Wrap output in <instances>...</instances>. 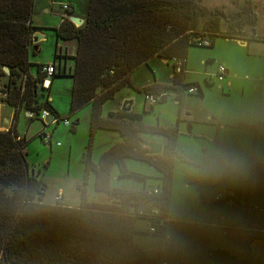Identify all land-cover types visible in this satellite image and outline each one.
Returning a JSON list of instances; mask_svg holds the SVG:
<instances>
[{"label":"trees","instance_id":"1","mask_svg":"<svg viewBox=\"0 0 264 264\" xmlns=\"http://www.w3.org/2000/svg\"><path fill=\"white\" fill-rule=\"evenodd\" d=\"M33 11L34 0H0V77H8L6 90L0 92L6 93L7 104L14 108L10 128L0 130V264L180 261L162 251L152 256L135 242L136 222L144 218L150 226L148 214L154 209L143 214L144 202L157 203L155 207H160L169 219L174 163L177 157L185 159L178 147L180 119L169 127L149 126L143 122V115L130 107L103 118L102 105L125 86L153 95L174 89L179 101L184 89L194 85L200 88L198 83L184 82L185 72L174 73L173 85L146 88L136 87L131 74L154 56L180 59L185 68L189 49L197 45L195 38L199 36L210 39V47H214L217 37L264 41L256 34L258 16L253 0H244V5L228 16L220 9H207L201 0H88L83 26L76 27L64 19L57 28L58 38L74 39L78 44L71 75V114L92 103L91 135L105 129L118 131L122 137L97 165L87 161L96 174V190L108 193L110 202H89L86 188L80 187L81 204L75 207L43 201L46 185L28 162V141L17 132L22 109L36 115L48 109L60 118L48 99L36 103L38 83L44 75L40 71L43 64L37 66V76L31 73L30 56L37 29ZM247 27L250 34L246 33ZM166 98L164 95L161 102ZM250 127L264 128V123ZM72 129H76L75 124ZM143 133L166 139L161 155L147 154L148 149L142 145ZM129 158L148 162L160 171L162 194H154V188L152 192L111 188L110 174L115 165L123 176L147 179L127 169L125 161ZM164 233L165 228L152 234Z\"/></svg>","mask_w":264,"mask_h":264},{"label":"crops","instance_id":"2","mask_svg":"<svg viewBox=\"0 0 264 264\" xmlns=\"http://www.w3.org/2000/svg\"><path fill=\"white\" fill-rule=\"evenodd\" d=\"M52 1L57 2L56 0ZM36 2L39 3L36 4ZM253 2L255 13L258 16L256 34L257 36L264 38V35H261L257 31V26L260 27L262 17L257 9L258 1L253 0ZM39 4L44 7V12H48V7H46L48 4L47 0H34L36 10ZM65 5H68L69 9L66 10L64 8ZM65 5L63 6L64 13L62 14L61 24L64 19H69L71 21V17L74 16L84 21L81 25L83 26L87 16L88 0H67ZM55 32L58 38L57 28H55ZM45 38L42 29L37 27L36 32L34 33L33 43L35 48L31 51V60H34L32 58L39 53L41 41ZM224 39L236 43L242 49L246 48L250 51L252 47H257L260 49V57L263 56L264 59V41L256 42V40L247 39ZM77 47V41L74 39H60L56 44L55 55L57 52H60L66 62L68 58H75ZM214 47L208 48L212 49ZM188 59H186L185 62L184 82L198 83L200 90H202V95L199 94L195 96L182 93L179 101L174 89L166 92L164 91L163 93H166L167 97L170 93L174 96V104L178 106V108L175 106L176 111H171V114L169 115L164 106H160L154 110L155 105L150 106L148 104L145 93V101L152 108L151 112L154 111V113L156 112L161 117L159 123L146 124L149 126L160 125L169 127L175 125L178 119H180L178 124V147L182 150L185 158L181 159L177 157L174 163V175L169 201V220L166 224L165 233L163 234L165 245H167L160 251L174 252L169 253L170 257H183V259L179 258L184 260L182 264H202L200 263L201 260L199 261L197 254L180 255L179 253H176L183 252L177 246V242L178 238L184 235L186 231L192 230L195 234H200L202 228H213L219 233H222V225L224 228H238L240 230H246L247 232H254L257 230L264 231L262 228L258 229L257 226L259 225V221L255 219V217H251L254 213H257L256 215H259L260 217H264V212L258 211L254 208L255 205H261V208L264 210V128L250 127L251 125H258L262 122L264 123V69H260L258 72H246L244 75L240 76L235 66L228 61L224 62L222 56L219 55V58H217L215 54H211L202 61L205 69L203 68V71H199L192 68L191 62H189ZM217 61H219V64L224 63L228 69V73L222 81L210 78L212 74L217 72V67L219 65H215ZM51 62L54 61L52 60L49 63ZM213 63L214 66L208 67V65H213ZM39 64L45 65L46 63ZM62 66H66V72L59 73L55 77L68 76L72 78L71 75L74 68L70 67L68 69L65 64H62ZM59 69L64 70L65 68L59 66ZM131 79L133 84L138 88H146L154 84L173 85L174 62L172 59L154 56L147 64L136 68L131 74ZM185 79L188 80L185 81ZM204 80L205 84L203 85L202 82L204 83ZM246 83H251L257 87L256 91L262 94L260 95L262 97L261 101L245 100L247 95L246 92L249 91ZM52 84L53 82L50 83V89L48 92L51 91ZM235 91L237 94L240 93L242 95L240 96L241 100L237 101L232 99ZM71 93L72 88L70 90V97ZM136 93L141 94V92H138L131 86L121 88L114 98L107 100L102 105V117L107 118L110 112L123 110L124 107H130L131 111L139 112L137 110L138 101L136 99ZM46 99H48L52 107L58 112L60 118H70L72 114L63 111L54 105L51 95L48 97V95H42L39 93L36 98V103H42ZM146 102L144 104L145 109ZM164 102H160L158 105ZM27 112L29 111L26 109L21 110L19 122L23 115L30 121L35 118V113L29 112L30 115H28ZM12 119L7 126L1 125L0 130L9 129ZM18 127L19 126H17L18 134L27 140L25 135L19 133ZM43 129L44 128L39 130L35 134L36 136L34 135L35 138L39 137V133ZM99 130L118 133L119 141H117V143L122 141V137L118 131L105 129ZM143 134H146L145 138L143 137L144 140L155 141L164 146L166 139L162 135L154 133ZM51 144L52 141L49 145L51 146ZM230 174L239 178L241 182L246 183L245 188L247 190L244 189L243 185L239 187L237 185L233 186L229 184L226 177ZM209 175H212L213 179L210 182H207L206 179ZM156 177L157 184L153 188L161 185L160 182L158 183V180H162V174L160 173V176L159 174H156ZM223 190H232L235 192V196L233 198H225L224 201L219 203L215 202L214 197ZM180 191L183 194L182 197L179 196L178 192ZM199 193H204V197H202L201 200L198 199ZM209 193H212L214 197L212 196L210 201L207 202L205 194L207 195ZM254 198L257 200H254ZM62 199L63 196H61L60 199H56L54 203L59 201L66 206H78L66 204ZM179 201L182 202V205L185 208L189 206L194 208V212L189 215V218H191L190 221L178 217L180 213L175 210V207H177ZM241 205L245 206L243 220L245 223L246 221H249V225L246 227L239 225L236 227L237 225H231L235 224V221L231 220V217L233 214L237 213L239 206L242 207ZM147 206L152 208L153 204L148 202L141 205L142 209ZM241 221L242 220L239 216L238 222L241 223ZM168 242L170 247H168ZM191 248L203 252V258L207 257L213 260L218 254L217 247L210 243H206L203 246L196 244ZM206 254L209 255L207 256ZM167 263L168 261H164V264Z\"/></svg>","mask_w":264,"mask_h":264},{"label":"rangeland","instance_id":"3","mask_svg":"<svg viewBox=\"0 0 264 264\" xmlns=\"http://www.w3.org/2000/svg\"><path fill=\"white\" fill-rule=\"evenodd\" d=\"M56 1L57 2L47 0L48 4L46 7H48V12H44V7L40 4L38 5L37 10L34 6V25L41 28L46 37L41 41L39 53L32 58L34 60L30 59L33 63L31 66L33 71L31 70V73L34 76H37V65L39 63L47 64V62L49 63L55 59L56 44L58 40L60 41L55 34V28H59L61 24L62 14L64 13L63 6L66 4L67 0ZM255 1H258L257 9L262 15L260 27L257 26V31L261 35H264V0ZM38 3L39 2H36V4ZM201 4L209 10L220 9L228 16L232 12H237L244 5V0H201ZM222 20V24L224 25V28H226L227 23L224 19ZM245 29L246 33L250 34L251 29L249 27ZM239 39L242 40L241 38ZM259 53L260 49L257 47H252L250 51L246 48L242 49L234 42L227 41L224 37H217L215 39V47L212 49L198 45L192 46L189 49L187 59L189 58L188 60L191 62L193 69L195 68L196 70L203 71L205 66L202 61L206 57L215 54V56L219 58L220 55L224 62L228 61L235 66L240 76H242L246 72L252 73L264 69V59L263 56L260 57ZM218 62L219 61H217L215 65L219 64ZM62 63L63 65H67L68 69L70 67L74 68L75 58H68L66 62L63 60ZM211 66H214V63L213 65H208V67ZM50 80L53 82L51 91L48 92L50 88H45L46 90L41 89L40 84L39 93L42 95H48V97L51 95L54 105L71 114L70 90L72 88V78L68 76H57L53 79L50 78ZM186 80L188 79H185V81ZM7 82V76L0 77V90H6L5 85ZM202 84H205V80ZM246 85L249 91L246 92L247 95L245 100L261 101L262 97L260 95L262 94L256 91L257 87L251 83H246ZM183 94L186 95L187 93L183 92ZM194 95L196 96V94ZM240 96L242 95L240 93L237 94L235 91L232 99L237 101L241 100ZM136 99L138 101L137 110L139 112L135 113L143 115V122L145 124L159 123L161 117L156 112H151L152 108L145 101V93H136ZM145 102L146 109L144 107ZM160 106H164L169 115L171 114V111H176L174 96L170 93L164 103L155 105L154 110ZM176 107L178 108V106ZM12 110L14 111V108L6 102V93L0 92V126H7L9 124V121L12 119ZM92 111V104H87L72 113L70 118H68L70 125H65L63 122H60L59 124L50 125V127L46 128V131L48 130L49 133L53 134L51 146L45 143L40 137L35 138V134L44 128V123L39 118L38 114L35 115V118L31 121L23 115L20 122H18L17 126H19V133L25 135L28 141V162L37 173H40V177L46 185V193L43 197L45 203H54L56 199H60L61 196H63L62 200L64 203L79 206L81 204L80 187L86 188L89 202H110L108 193L96 190V174L93 169L88 168L87 161L90 160V162L97 165L102 155L107 151L106 149L111 148L117 143V141H119V134L98 129L93 135H91ZM74 124L76 127L75 130L72 129ZM145 136L146 134L142 135L143 140ZM125 165L129 171L144 175L147 179L143 180L130 175L123 176L119 166L115 165L110 174L111 188L138 191L146 190L152 192L153 187L157 184L156 174H159L160 176V171L148 162L131 158L126 159ZM212 179L213 176L209 175L206 180L207 182H210ZM226 179L229 184L233 186L237 185L239 187L243 185L244 189H246V183L241 182L239 178L230 174ZM159 182L163 185L161 179L158 180V183ZM178 193L180 197L183 196L181 191ZM205 196L207 197V202L210 201L212 196L214 197L212 193L205 194ZM202 197H204V193H199L198 199L201 200ZM254 200L257 199L254 198ZM150 203L153 204L152 208L157 205V203L154 204L152 201ZM241 206L242 207L239 206L237 213L233 214L231 217V220L235 221V224L231 225H237L236 227H238V225L245 227L249 225V221H246L245 223L243 220L245 206ZM150 209L151 208L148 206L143 209L141 207V212L147 214ZM175 210L180 213L178 217L186 221L191 220L189 215L194 212L192 206L185 208L181 201L177 203ZM256 214L257 213L252 214L251 217H255V219L259 221V225L257 226L258 229H264V217H260ZM239 216L242 220L241 223L238 222ZM148 228L149 222L146 219L142 218L136 222L137 233L135 234V242L140 247L147 250L152 256H157L156 253L158 250H163L167 244L165 245L163 235L152 234L148 231ZM200 231V234H195L192 230H188L184 235L180 236V238H178L177 246L183 252L176 253H179L180 255L197 254V257L199 261L201 260L200 263L202 264H264V231L257 230L259 232H247L246 230H240L238 228H224L223 225L222 233H219L213 228H202ZM206 243H210L217 247L218 254L213 260L207 257L203 258V252L191 248L196 244L203 246ZM168 247H170L169 242ZM163 253L169 256V253L174 252ZM206 255L208 256L209 254ZM179 258L183 259V257H178L176 259L184 261ZM167 261V264H182L180 261Z\"/></svg>","mask_w":264,"mask_h":264},{"label":"built area","instance_id":"4","mask_svg":"<svg viewBox=\"0 0 264 264\" xmlns=\"http://www.w3.org/2000/svg\"><path fill=\"white\" fill-rule=\"evenodd\" d=\"M64 8L67 10L69 9L68 5H65ZM195 42L198 46L201 47H210L211 46V40L208 38H202V37H197L195 38ZM56 57L54 59V62L45 64L41 67L40 71L44 75V78L41 83H38L41 88H49L50 86V78L52 79L55 75H58L60 72L63 71V69H59L60 67H64V71L66 72V66H62V62L64 60L63 55L60 52L56 53ZM174 62V73L176 74H181L185 72L184 68V61L180 59H173ZM228 73V69L226 68L225 65L219 64L217 67V72L215 74H212L210 76L211 79H217L219 81L224 80ZM46 90V89H45ZM200 88L198 86H191L186 89H184V93L187 94H200ZM166 93H161L159 95H153V94H146V101L150 106H154L158 103H160ZM39 118L42 120L44 123V129L39 133V137L47 143H51L52 139V134L47 132L45 129L50 127V125H55L57 123L63 122L65 125H70L69 119L68 118H57L50 110L48 109H42L39 113ZM163 189L162 187H156L153 190L154 194H162ZM235 196V192L232 190H223L220 191L215 197L214 200L215 202L219 203L224 201L225 198H233ZM254 208L258 211L264 212V210L261 208V205H255ZM150 221V226L148 228V231L150 233H159L165 228L166 223L168 222V218L164 216V213L160 207H154V209L148 214Z\"/></svg>","mask_w":264,"mask_h":264},{"label":"water","instance_id":"5","mask_svg":"<svg viewBox=\"0 0 264 264\" xmlns=\"http://www.w3.org/2000/svg\"><path fill=\"white\" fill-rule=\"evenodd\" d=\"M71 21L78 27H80L84 22L82 19L74 16L71 17ZM4 70L6 73H9L8 68L5 67ZM27 114L30 115L29 112H27ZM142 145L148 149V155H161L163 153L164 146L161 143L143 140Z\"/></svg>","mask_w":264,"mask_h":264}]
</instances>
